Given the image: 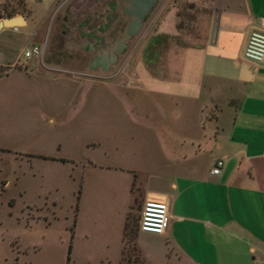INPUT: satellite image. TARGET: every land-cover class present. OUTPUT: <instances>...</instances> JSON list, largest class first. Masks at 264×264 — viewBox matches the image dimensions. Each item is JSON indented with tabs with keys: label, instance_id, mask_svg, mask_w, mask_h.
Segmentation results:
<instances>
[{
	"label": "rangeland",
	"instance_id": "obj_1",
	"mask_svg": "<svg viewBox=\"0 0 264 264\" xmlns=\"http://www.w3.org/2000/svg\"><path fill=\"white\" fill-rule=\"evenodd\" d=\"M122 1L71 0L56 15L53 28L42 27L47 39L58 43L67 39L71 46L46 48V57L60 64L40 66L27 80H0V264H119L121 238L114 234V226L122 210L131 215L139 233L145 198L137 191V182L130 191L132 174L125 169L136 170L143 183L163 160L147 129L154 104L150 106L144 88L132 86L134 74L159 71L167 45L184 42L183 36L160 32L170 10L177 9L180 26L188 24L189 35L194 34L191 25L196 17L188 10L190 0H169L156 17L160 2L140 32L124 42L104 83L88 75L98 71L88 68L86 54L75 42L97 34L100 18L108 44L122 37L129 23ZM45 4L46 0L42 5L28 0L40 20ZM9 8L24 7L15 2ZM110 12L119 17L112 19L113 30L106 24ZM27 42L13 28L0 34V47L13 43L17 53ZM76 60L82 62L79 67ZM137 249L146 263L138 245ZM153 264H160V258L156 256Z\"/></svg>",
	"mask_w": 264,
	"mask_h": 264
},
{
	"label": "crops",
	"instance_id": "obj_2",
	"mask_svg": "<svg viewBox=\"0 0 264 264\" xmlns=\"http://www.w3.org/2000/svg\"><path fill=\"white\" fill-rule=\"evenodd\" d=\"M18 1L0 0V21L24 16L25 24L13 29L26 38L28 46L20 53L14 51L13 43L0 47V80L30 79L38 67L60 64L46 57V48L71 47L67 39L58 43L42 33L46 24L53 28L56 15L71 0H46L42 20L32 13L28 0H23V9L12 11L10 5ZM168 1H159L156 17ZM190 1L193 5L188 10L196 17L191 25L194 34H187L188 24L180 26L173 8L160 32L183 36L184 42H168L159 71L140 69L134 74L132 86L144 88L150 94V106L154 104L147 129L157 141L163 162L143 183L136 170L119 169L132 174L131 192L135 181L143 198H168L171 215L164 235L139 232L137 245L146 264H153L156 256L160 264H264V63L243 58L251 33L264 30V0ZM37 2L43 4V0ZM5 3L10 5L2 9ZM100 19L99 29L105 24ZM99 36H82L75 43L90 46ZM33 46L44 48L43 56L25 58L24 52ZM76 62V67L82 63ZM95 69L98 73L86 74L106 83L108 75ZM218 160L224 166L213 175ZM124 212L118 213L114 226L121 249Z\"/></svg>",
	"mask_w": 264,
	"mask_h": 264
},
{
	"label": "built area",
	"instance_id": "obj_3",
	"mask_svg": "<svg viewBox=\"0 0 264 264\" xmlns=\"http://www.w3.org/2000/svg\"><path fill=\"white\" fill-rule=\"evenodd\" d=\"M43 53L44 48L33 46L24 52V57L29 59L34 56H43ZM243 58L254 64L264 63V30L251 33L243 52ZM223 166V160L216 161L211 174H220ZM169 208L168 198L147 196L140 211L139 232L164 235L171 221Z\"/></svg>",
	"mask_w": 264,
	"mask_h": 264
},
{
	"label": "water",
	"instance_id": "obj_4",
	"mask_svg": "<svg viewBox=\"0 0 264 264\" xmlns=\"http://www.w3.org/2000/svg\"><path fill=\"white\" fill-rule=\"evenodd\" d=\"M160 0H123L121 5H125L122 10L131 17V21L127 25L124 34L119 39L120 48L117 53H112L108 58L101 59L104 72L109 71L110 66L117 61L118 54L126 47L125 41L136 36L143 27L144 21L149 17L158 6ZM25 24L24 16L6 17L0 21V30L4 28H17ZM100 61V60H99ZM98 63L95 59L91 65V69H95Z\"/></svg>",
	"mask_w": 264,
	"mask_h": 264
},
{
	"label": "flooded vegetation",
	"instance_id": "obj_5",
	"mask_svg": "<svg viewBox=\"0 0 264 264\" xmlns=\"http://www.w3.org/2000/svg\"><path fill=\"white\" fill-rule=\"evenodd\" d=\"M110 11L112 12V9ZM121 11L123 12L125 16H127L130 22L131 17H129L122 9ZM111 12H110V16L107 17L106 24L109 26V29L112 28L113 30L114 29L113 24L115 22H112V19H114V21H117V19L119 20V17L117 15H112ZM105 32L106 31H103L101 27L100 30L98 31V33L101 34V36H99V39L97 40V42L94 43L93 45H90V46L87 45L82 48L83 54H86L84 57H85V60L87 61V66L89 69H91V65L93 61L97 59L98 63L96 64L95 68H98L99 70L102 71L103 70L102 65L104 62H102L101 59L108 58L112 53H116L118 49L120 48L119 39H121L122 37H119L117 40L113 41V43L111 42V44H108L107 40L105 39V36H106Z\"/></svg>",
	"mask_w": 264,
	"mask_h": 264
},
{
	"label": "trees",
	"instance_id": "obj_6",
	"mask_svg": "<svg viewBox=\"0 0 264 264\" xmlns=\"http://www.w3.org/2000/svg\"><path fill=\"white\" fill-rule=\"evenodd\" d=\"M18 3L20 5H24L23 4V0H19ZM9 6V3H5L2 6V9H7ZM8 16H12V14H8ZM63 162H65V160H63ZM135 186V181L132 185V192H133V187ZM137 233L138 231L134 228V225L132 224V217L129 213H127L126 217H125V223H124V227H123V236H122V241H123V247H122V251H121V257H120V261L119 264H146L143 259H141V257H139V250L137 249V245H136V239H137ZM132 245V246H131ZM129 246V248L127 247ZM129 249V250H128ZM71 253V246H69V256ZM134 254L135 256V260H132V254ZM68 256V260L69 257Z\"/></svg>",
	"mask_w": 264,
	"mask_h": 264
}]
</instances>
